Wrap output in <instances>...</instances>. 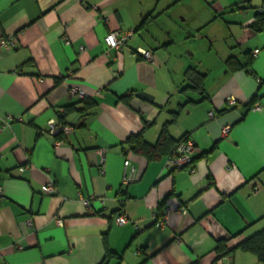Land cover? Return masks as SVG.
I'll return each instance as SVG.
<instances>
[{"label": "crops", "instance_id": "obj_1", "mask_svg": "<svg viewBox=\"0 0 264 264\" xmlns=\"http://www.w3.org/2000/svg\"><path fill=\"white\" fill-rule=\"evenodd\" d=\"M263 6L0 0V42H14L0 50V264H263L240 248L264 228V29L253 27ZM116 29L133 32L107 55L104 37ZM201 34L222 42L225 63L250 65L192 87L172 47L188 50ZM253 97L259 110L248 108ZM60 108L72 131L53 136ZM164 126L172 143L195 140L193 172L164 169L168 146L152 158L128 147L138 134L154 145ZM131 169L137 177L124 184ZM48 180L56 193L43 192ZM120 211L132 223L116 224Z\"/></svg>", "mask_w": 264, "mask_h": 264}, {"label": "built area", "instance_id": "obj_2", "mask_svg": "<svg viewBox=\"0 0 264 264\" xmlns=\"http://www.w3.org/2000/svg\"><path fill=\"white\" fill-rule=\"evenodd\" d=\"M260 12L264 11V6L259 8ZM105 20V19H104ZM133 30H127V31H121L119 29L116 30H111L109 31L105 37H104V42L106 45V54H110V49H116V50H121L122 47L124 46L126 40L132 35ZM66 42V41H65ZM14 42L10 38H2L0 42V50L2 47H6L8 49L13 48ZM79 50H84V48L81 46ZM259 50L254 49L252 51V56H256L258 54ZM134 54H138L142 56L144 59L152 61L153 60V54L151 51L143 49V48H137L134 51ZM72 94L77 95L80 98L85 97L84 93L82 90L78 89L77 87L71 88ZM227 104L229 106L235 105V100L232 97L227 98ZM263 107V102L260 100H255V102L251 105L248 106V108H251L253 110H259L260 108ZM65 113V110L63 108H60L57 111V118L56 119H51L48 122V133L53 136H57L59 134H69L72 131V127L68 124H65L63 121L60 120L61 117H63ZM213 112L210 111L209 115L212 116ZM229 127L224 128V133L228 130ZM56 144H61L62 140L58 139L55 141ZM197 151V145L196 142L193 138L190 136L186 137L184 140L180 141L174 148L171 154H169L164 163V169L165 170H179L183 168H187L188 171L193 172L194 167H193V161H194V154ZM100 158L101 161L104 160V151L100 150ZM129 164V160L126 159L124 161V165L127 166ZM136 173H134V170L131 169V171L128 174H124L123 177V183L126 184L132 180L136 179ZM254 191L258 190V187L255 186ZM43 192L46 194H53L57 192V186L52 180H48L46 184L43 186ZM2 194V190L0 188V195ZM86 205L89 204L88 200H83ZM182 213H185V210L183 207L179 208ZM169 213V210L165 211L163 215H161L160 218L156 219L155 224L157 226H162L165 223V219ZM56 224L61 223V219L59 217L55 218ZM114 222L118 225H125L132 223V221L128 218L127 214L123 211H120L118 214L114 216ZM25 225L27 227L31 226V221L26 220ZM134 227L136 230H141V228L136 224L133 223Z\"/></svg>", "mask_w": 264, "mask_h": 264}, {"label": "trees", "instance_id": "obj_3", "mask_svg": "<svg viewBox=\"0 0 264 264\" xmlns=\"http://www.w3.org/2000/svg\"><path fill=\"white\" fill-rule=\"evenodd\" d=\"M142 25H144V24H142ZM253 27L256 31H261L264 29V18L262 17L261 12H259V14L257 15V18H256L255 22L253 23ZM250 62H251V60L248 59L245 61L244 64H242V63L238 62L235 58L229 57L226 60V65H227L228 69L237 70V69L247 67L248 65H250ZM184 76H185V79L187 81L192 82V84H191L192 87L198 88L199 90L202 89L203 85L201 83V76H200V74H197V72L194 70V68H187L185 73H184ZM85 98L86 97H83L81 99H85ZM255 100H257V99L255 97H253L252 100L250 101V103L248 104V106H251L255 102ZM86 104H87L86 106H89V105L93 104V102L88 101V103H86ZM186 137H188V136L184 135L179 140H177L175 143H172L171 138L167 134L166 127L164 126L162 128V131L160 132V134L158 136V140L156 141V143L154 145H151V144L145 142L144 139L142 138L141 134L131 136L130 138H128L127 144H128V147L132 151L139 153L141 155H144L147 158H152V157H156L159 150L162 151L163 148H165L166 146H168V149H169L168 154H167V156H168L169 154L172 153L175 146L180 141L184 140ZM240 248L243 251H247V252L254 254L256 256V258L258 259V261H260L264 264V228L261 229L260 231L256 232L252 236L244 239L240 243ZM218 250H219V252L225 251L224 243L221 241L218 244ZM109 253L110 252H108V254Z\"/></svg>", "mask_w": 264, "mask_h": 264}, {"label": "rangeland", "instance_id": "obj_4", "mask_svg": "<svg viewBox=\"0 0 264 264\" xmlns=\"http://www.w3.org/2000/svg\"><path fill=\"white\" fill-rule=\"evenodd\" d=\"M215 42L211 43L205 36H202L189 42L188 50H184L182 45L176 43L172 47L175 53L182 51V61L187 62L190 68H194L197 74H200L202 85L207 84L212 77H221L222 73L227 70L225 60L222 59V42ZM173 59L176 60V58ZM208 69L210 74L207 72Z\"/></svg>", "mask_w": 264, "mask_h": 264}]
</instances>
